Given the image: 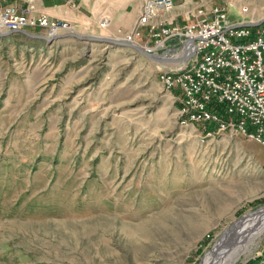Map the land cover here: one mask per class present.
Returning a JSON list of instances; mask_svg holds the SVG:
<instances>
[{"label":"rangeland","instance_id":"1","mask_svg":"<svg viewBox=\"0 0 264 264\" xmlns=\"http://www.w3.org/2000/svg\"><path fill=\"white\" fill-rule=\"evenodd\" d=\"M209 1L264 16V0ZM52 18L71 29L0 35V264H202L264 217L263 144L184 125L172 63L87 39L127 42L106 15ZM263 253L264 232L234 264Z\"/></svg>","mask_w":264,"mask_h":264},{"label":"built area","instance_id":"2","mask_svg":"<svg viewBox=\"0 0 264 264\" xmlns=\"http://www.w3.org/2000/svg\"><path fill=\"white\" fill-rule=\"evenodd\" d=\"M21 1L28 5L0 0V31L71 29L67 21L32 14L34 0ZM176 8L175 0H141L138 20L121 37L149 53L185 57L160 73L162 84L178 94L184 125L203 126L208 135L210 127L241 131L264 145V16L243 7L240 18H232L226 4L206 0L182 11V22L173 16Z\"/></svg>","mask_w":264,"mask_h":264},{"label":"crops","instance_id":"3","mask_svg":"<svg viewBox=\"0 0 264 264\" xmlns=\"http://www.w3.org/2000/svg\"><path fill=\"white\" fill-rule=\"evenodd\" d=\"M175 1L177 8L173 16L185 22V16L182 11L192 10L196 6V0H186L187 3L181 2L182 0ZM10 2H21L25 7L27 6L26 2L21 0H10ZM132 2L133 0H73L72 2L68 0H34V6L35 9L36 4L39 6L40 11L37 14L43 12L51 17H65L72 21L79 20L82 23H91L99 15L104 14L109 17L106 28L116 32L120 28L131 30L138 20L141 0H136L134 4ZM73 3L75 6H73ZM34 11L36 12L37 9ZM144 37V41H146V36L142 38Z\"/></svg>","mask_w":264,"mask_h":264},{"label":"bare ground","instance_id":"4","mask_svg":"<svg viewBox=\"0 0 264 264\" xmlns=\"http://www.w3.org/2000/svg\"><path fill=\"white\" fill-rule=\"evenodd\" d=\"M262 216L254 214L250 218L242 220L231 230L230 234L218 240L202 264H234L264 232V217Z\"/></svg>","mask_w":264,"mask_h":264},{"label":"water","instance_id":"5","mask_svg":"<svg viewBox=\"0 0 264 264\" xmlns=\"http://www.w3.org/2000/svg\"><path fill=\"white\" fill-rule=\"evenodd\" d=\"M251 25H255L254 23H250ZM249 24V25H250ZM20 31H23V32H26L28 34H30L28 31L26 30H20ZM20 31H16V30H11V31H7L5 33H0V35H9V34H14V33H18ZM33 35V34H32ZM36 36V35H35ZM79 37V36H78ZM87 39L89 40H92V39H97V40H100V41H103V42H108V43H112V44H124V45H128V46H131L133 47L134 49L136 48L137 50H139L142 54H144L145 56L149 57V58H152L158 62H162V63H165V62H169V63H176V62H179L181 60H184L185 57L183 58H179V60H174V59H169L167 57L163 58L162 56L158 55V54H155V53H149L147 52L145 49H143L142 47L138 46V45H132L130 43H127V42H120L119 40L117 39H113V38H103V37H98V36H92V37H88Z\"/></svg>","mask_w":264,"mask_h":264}]
</instances>
